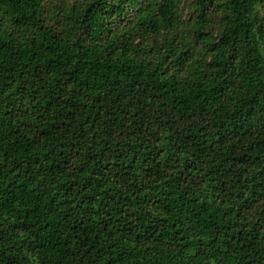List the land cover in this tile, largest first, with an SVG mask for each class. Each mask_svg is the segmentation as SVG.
<instances>
[{"label": "trees", "instance_id": "1", "mask_svg": "<svg viewBox=\"0 0 264 264\" xmlns=\"http://www.w3.org/2000/svg\"><path fill=\"white\" fill-rule=\"evenodd\" d=\"M0 264H264V0H0Z\"/></svg>", "mask_w": 264, "mask_h": 264}, {"label": "rangeland", "instance_id": "2", "mask_svg": "<svg viewBox=\"0 0 264 264\" xmlns=\"http://www.w3.org/2000/svg\"><path fill=\"white\" fill-rule=\"evenodd\" d=\"M59 2V0H57ZM193 14V7L189 3V1H184L183 2V17L185 19V24L188 25L187 19Z\"/></svg>", "mask_w": 264, "mask_h": 264}]
</instances>
